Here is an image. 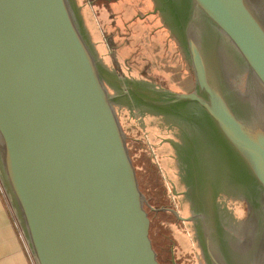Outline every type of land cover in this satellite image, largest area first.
<instances>
[{
    "label": "water",
    "instance_id": "95a60500",
    "mask_svg": "<svg viewBox=\"0 0 264 264\" xmlns=\"http://www.w3.org/2000/svg\"><path fill=\"white\" fill-rule=\"evenodd\" d=\"M154 3L192 90L106 66L74 0H0V183L35 264H161L149 211L191 223L202 258L192 264H264V0ZM223 38L243 89L230 79ZM118 104L179 129L187 216L149 203ZM216 164L247 208L228 231Z\"/></svg>",
    "mask_w": 264,
    "mask_h": 264
},
{
    "label": "rangeland",
    "instance_id": "374dc122",
    "mask_svg": "<svg viewBox=\"0 0 264 264\" xmlns=\"http://www.w3.org/2000/svg\"><path fill=\"white\" fill-rule=\"evenodd\" d=\"M150 4L155 3L152 1V3ZM149 9L154 11L151 5L149 6ZM157 25H161V27L165 30L164 32L168 31V27L170 26V24L168 25V23L166 24L163 22V18L161 20L158 18ZM222 41L225 42L224 47L227 54L226 57L228 58L227 67L231 69L230 71L228 70L230 72V79H233L237 89H243L245 73L241 62L233 53L230 44L224 38L222 39ZM166 56H168V58L173 63H177L171 65L173 71L177 74V77H173L175 78L173 80L172 75H164L163 72H160L161 69L158 67L157 69L160 73L155 72V69L153 68L154 66L151 64L150 60H144L145 64L143 63L137 65L138 63H136L134 58H130L127 61L125 60V62L122 64H117L113 66L112 69L116 71L119 75L124 76L125 73H130L133 77L147 79L157 85H160L161 87L163 86L167 88H173L170 89L172 91L192 90L194 88V77L191 69L187 66L188 64L184 62V55L183 59L182 56H179L178 58L183 62V66L179 63V60H175L173 56L168 54H166ZM185 66L187 68H185ZM184 72H188V75L191 79V87L189 88L183 86V80L186 79ZM113 90L114 88L110 87V91L113 92ZM116 107L119 112L120 121L127 135L129 150L134 165L136 167L141 190L144 192L149 203L152 206L156 207L153 202H150V199H158L157 201H154L158 205L160 204V202H164L163 204L169 205L170 203L174 204L175 201H180L181 194L173 192L171 193L167 188L169 186H167V182H174L175 185L176 182H178L176 178L177 174L175 173H178V170L176 167H174L173 157H171V161L173 163L172 171L166 168L165 163V161H170L168 159L170 157V153L172 154V156L175 155V153L168 148L167 143H163L164 140L162 138L171 135L170 133L167 134V130H165L167 124L159 122V120H157L160 123L159 125L158 123H156V120H153V117H150L151 115L149 113H144V111H140L139 109L131 110L122 104H118ZM167 151L169 152V154L167 153ZM216 167L218 168L216 172V180L220 183L219 192L224 190H227L228 192L217 193L218 203L221 207V209L219 210L220 218L222 223L224 224L225 230L228 231L230 227L235 223V220H240L244 217L245 206L243 201H240L238 197H235V195H237V192L233 191L235 190V187L233 185H230V183L225 180L223 173L224 171H222L221 166L216 164ZM225 186L228 189L225 188ZM175 190L177 192H180L182 191V187L177 186ZM187 206V201H185V199L183 198L182 207L184 214H187L189 211V209L186 208ZM149 216L151 219V231L154 238L155 249L158 252V259L162 264L171 263L169 258V256H172L171 248L172 250H175L178 246L177 242L183 243L184 246H187L192 251V255L198 252V247L194 239V234L192 233L189 224L185 223L184 225L182 224L181 227H178L179 229H184L187 232L186 234L181 235L178 234L177 230L175 229L167 230L164 228V226H162L161 223L165 221L168 216L158 214L154 211H149ZM168 220H171V218L169 217ZM199 261L201 262V258L199 259Z\"/></svg>",
    "mask_w": 264,
    "mask_h": 264
},
{
    "label": "crops",
    "instance_id": "0c3cea01",
    "mask_svg": "<svg viewBox=\"0 0 264 264\" xmlns=\"http://www.w3.org/2000/svg\"><path fill=\"white\" fill-rule=\"evenodd\" d=\"M74 1L79 9L90 41L103 63L110 69L117 64L124 63L125 60L134 58L136 63H138L137 65L145 64L144 60H150L155 69L153 70L158 73V66H156V62H153V54L163 48L166 54L173 56L177 61L179 60V56H182L183 59L184 55L185 58L182 47L173 33L168 29L166 31L167 34L161 25H157L158 18L161 20L162 17L154 9L155 4H150L148 0ZM150 5L154 11L149 9ZM184 60L188 64L186 58ZM179 63L183 66L181 60H179ZM174 64L177 63L174 62ZM160 69V72H163L164 75H172V80L175 79L173 77H177L173 69L169 72H166L164 68ZM124 75L133 77L130 73H125ZM136 79L152 82L144 78ZM190 82L186 78L183 80V86L187 88ZM167 145L172 150V144ZM167 153L169 154L168 151ZM169 156L168 159L170 161H165V163L166 168L172 171L173 163L171 157L173 156L171 153ZM177 203L176 201L174 202V208L180 213V207L176 206ZM160 206H164V204ZM154 212L166 215L168 218L170 217L167 211ZM168 218L162 222L165 229H175L181 235L187 233L186 230L178 228L185 223L182 222L180 224L172 220V218L171 220H168ZM177 245L175 250L171 248L172 256H169L170 264H184L183 257H191L192 251L187 246L179 242H177ZM34 263V260L30 257L27 243L21 233L10 203L0 184V264Z\"/></svg>",
    "mask_w": 264,
    "mask_h": 264
},
{
    "label": "flooded vegetation",
    "instance_id": "af4514ba",
    "mask_svg": "<svg viewBox=\"0 0 264 264\" xmlns=\"http://www.w3.org/2000/svg\"><path fill=\"white\" fill-rule=\"evenodd\" d=\"M148 1L150 3H152V0L151 1L148 0ZM157 86H160V85H157ZM150 115H151L150 117H153V120H156V121L159 120V122H163V123L167 124L166 125L167 134L170 133L171 135L170 136H167V137H163L162 138L164 140L163 143L171 144L169 141H167V140H171V139L176 142L175 145H172V151L175 153V155L173 156V159H174V167H176L177 170H178V173L175 172L177 174L176 178H177L178 182H176V185L174 184V182L173 183L167 182L168 183L167 186L169 185L167 188L169 189V192H171V193L173 192V193H180L181 194L183 191H185V189L187 188V186H186V179H185V176H184L185 171L183 169V146L181 145L182 142H181V137H180V134H179V129L175 125H173V123L170 120L168 122V119L165 116H163V115H161V116L160 115L159 116H156V115H152V114H150ZM159 122L157 121L156 123H158L160 125ZM183 133H184V131H183ZM181 134H182V132H181ZM177 186L182 187V191L177 192L175 190V188H177ZM215 188H216V190H217L218 193H220V192L228 193L227 190H224V191H220L219 192V188H220L219 186H216ZM225 188H227V187L225 186ZM183 198L185 199V201H187L186 198H185V196L182 193L181 194V200L180 201L178 200V203H177L176 206H178V207L181 206L180 207V214L183 215V216H187L188 213H189V211H188L187 214L186 213L185 214L183 213V207H182L183 206ZM216 201L218 203V195H217ZM243 203H244V206H245V215H246L247 208H246L245 202H243ZM187 204H188V202H187ZM164 206H169V207H173L174 208V204L173 203H170L169 205L164 204ZM186 208L189 209V206H187ZM220 209H221V207H220ZM168 213H170V212H168ZM245 215H244V217H245ZM169 216H170V218H172V220H175V222L181 224V221L177 220L172 213H170ZM243 218H241L240 220H242ZM235 221L237 222L238 220H235ZM183 223L189 224V227L191 228L192 233H193V229H192L191 223L190 222H183ZM193 257H194V259H193ZM200 258H201V255H200L199 248H198V252L196 254H193V256L191 254V257H189V258H185V259L183 258V262H184V264L197 263V262H200L199 261ZM201 261H202V258H201Z\"/></svg>",
    "mask_w": 264,
    "mask_h": 264
},
{
    "label": "trees",
    "instance_id": "16d2710c",
    "mask_svg": "<svg viewBox=\"0 0 264 264\" xmlns=\"http://www.w3.org/2000/svg\"><path fill=\"white\" fill-rule=\"evenodd\" d=\"M153 62H156V66H158L160 68H164L166 72H169V71L172 70L171 65H173V62L168 58V56H166V52H165L164 48L160 49V50H157L153 54ZM184 62H185V60H184ZM185 68H187V67L185 66ZM188 68H189V66H188ZM187 71H188V69H187ZM184 73H185V76H186L187 80L190 82L191 79H190V77L188 75V72L187 73L184 72ZM189 87H191V82H190V84L187 85V88H189ZM137 176H138V174H137ZM157 200L158 199H154V200L150 199V202H153V204L156 205V207H159L160 205H162L164 203V202H162V203L160 202V204L158 205V204H156V202H154V201H157ZM160 200H162V199H160ZM168 214H170V213H168ZM151 233H152V231H151ZM153 240H154V238H153ZM154 247H155V245H154Z\"/></svg>",
    "mask_w": 264,
    "mask_h": 264
},
{
    "label": "built area",
    "instance_id": "2783aa9c",
    "mask_svg": "<svg viewBox=\"0 0 264 264\" xmlns=\"http://www.w3.org/2000/svg\"><path fill=\"white\" fill-rule=\"evenodd\" d=\"M28 251H29V248H28ZM29 253H30V251H29ZM30 257H31V259L33 260V257H32V255H31V253H30Z\"/></svg>",
    "mask_w": 264,
    "mask_h": 264
}]
</instances>
